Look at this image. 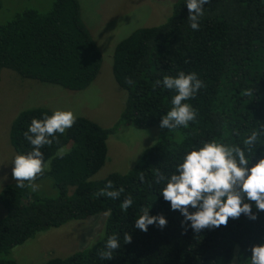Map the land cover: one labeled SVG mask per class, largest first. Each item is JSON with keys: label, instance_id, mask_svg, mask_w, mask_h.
<instances>
[{"label": "trees", "instance_id": "1", "mask_svg": "<svg viewBox=\"0 0 264 264\" xmlns=\"http://www.w3.org/2000/svg\"><path fill=\"white\" fill-rule=\"evenodd\" d=\"M185 2L177 0L160 25L136 29L115 45L112 75L126 92L119 120L103 129L76 117L75 125L59 136V143L41 149L50 166L38 180L51 179L58 196L35 197L15 182L2 188L0 205L5 216L0 219V257L38 233L110 210L98 241L43 264H229L234 255L239 257L236 264H250L248 249L264 243V212L257 213L253 206L255 221L242 215L230 219L227 227L199 234L189 228L182 235L183 217L159 196L164 184H156L154 177L157 170L171 175L185 153L202 142L214 139L243 148L252 131L264 128V0H212L204 6L198 31L189 26ZM101 64L102 54L82 22L78 0H53L47 13L23 11L0 27V71L8 69L23 79L78 92L96 80ZM181 71L197 73L205 84L195 99L185 101L197 110V119L188 128L161 130L160 118L170 110L176 93L157 86L156 81ZM128 78L132 84L126 83ZM249 89L252 95H245ZM52 112L36 107L17 114L9 130L16 154L31 151L23 136L31 120ZM122 125L157 128V140L126 173L91 180L106 162L108 137ZM61 147L66 149L63 158L57 156ZM246 156L250 166L264 158V135ZM108 181L116 190L125 189L120 199L95 196ZM129 194L133 205L124 212L119 206ZM142 208L150 215L163 214L167 227L149 226L147 233L135 229ZM125 232L132 235V243L124 244ZM113 234L119 237L120 248L111 261L102 260L98 252ZM0 264L17 263L0 258Z\"/></svg>", "mask_w": 264, "mask_h": 264}, {"label": "rangeland", "instance_id": "2", "mask_svg": "<svg viewBox=\"0 0 264 264\" xmlns=\"http://www.w3.org/2000/svg\"><path fill=\"white\" fill-rule=\"evenodd\" d=\"M176 1L78 0L82 22L102 54L99 74L85 90L68 91L23 79L8 69L0 71V191L15 182L11 177V167L16 153L9 141V130L17 114L36 107L72 111L76 117L87 118L103 129L111 128L119 120L126 100V92L119 89L112 75L115 45L136 29L163 23ZM52 4L53 0H0V27L23 11L47 13ZM156 133L157 128L139 130L132 125L120 126L108 137L106 162L91 180H101L111 173L124 174L129 171L144 150L156 142ZM175 140L180 142V139ZM36 183L40 187L36 192L30 189L32 196L49 199L58 196L51 179L37 180ZM4 216L5 210L0 205V219ZM106 218L101 213L38 233L0 258L14 260L17 264H43L52 258H65L98 241L103 236Z\"/></svg>", "mask_w": 264, "mask_h": 264}, {"label": "clouds", "instance_id": "3", "mask_svg": "<svg viewBox=\"0 0 264 264\" xmlns=\"http://www.w3.org/2000/svg\"><path fill=\"white\" fill-rule=\"evenodd\" d=\"M212 0H186L188 10L187 20L193 31H198L200 18L205 14V5ZM126 83L132 84L130 78ZM176 94L171 98V108L160 118L159 128L172 131L177 128H188L195 122L198 112L185 101L195 99L197 93L205 87L204 82L195 72H179L176 77L164 76L157 80L161 85ZM245 95H252V90H246ZM76 115L72 111L55 110L51 115L44 114L42 118L31 120L27 130L23 132L25 140L31 146L27 154H16L12 160L11 177L18 188H29L32 192L39 190L36 183L50 161H45L41 151L45 146L59 143V136L64 135L76 123ZM235 135H239L234 130ZM264 135V128L252 133L243 141L244 147L218 143L216 140L202 142L199 148H193L185 153L182 161L175 166L174 172L165 176L156 171L154 182L163 183L159 196L170 204L171 211H178L181 220L182 235L187 234L189 228L194 234L202 231L216 230L221 226L227 227L229 220H238L242 215L255 221L257 213L264 212V158L250 166V159L246 152L251 153L260 136ZM66 149L61 147L57 156L63 158ZM141 183L145 176L140 174ZM125 189L113 188L112 181H108L105 188L95 193L97 197L106 196L118 200ZM133 205V197L125 196L120 209L126 212ZM147 208L141 209V214L134 221V228L147 233L149 226L160 230L167 227L168 221L163 214L150 215ZM110 216L111 211H106ZM124 244L132 243V235L125 232ZM120 248L119 237L113 234L104 242L103 248L98 252L102 260L111 261L113 253ZM251 256L250 264H264V243L253 244L248 249ZM239 259L234 255L229 264H236Z\"/></svg>", "mask_w": 264, "mask_h": 264}]
</instances>
